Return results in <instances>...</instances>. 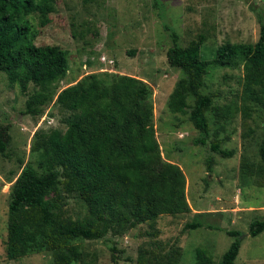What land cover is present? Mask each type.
<instances>
[{
  "label": "rangeland",
  "instance_id": "rangeland-1",
  "mask_svg": "<svg viewBox=\"0 0 264 264\" xmlns=\"http://www.w3.org/2000/svg\"><path fill=\"white\" fill-rule=\"evenodd\" d=\"M54 11L43 19L30 14V37L37 46H59L67 54L69 70L59 93L73 91L88 75L97 74L101 85L115 75H127L153 87V126L161 161L150 168L155 178L178 166L186 177L190 212L172 216L149 210L124 237L108 236L104 241L76 242L82 246L78 264H114L111 247L116 246L119 264H196L197 250L206 249L219 264L235 238L227 231L242 233V246L235 264H264V232L249 235L250 224L264 218V162L260 145L264 141V106L252 105L250 118L242 109L244 66L240 55L252 49L260 38L264 0H52ZM187 45L200 34L206 37L204 53L227 54L238 65H210L202 93L212 95L208 111L211 142L220 141L232 151L222 157L210 145H196L200 133L189 114H174L169 97L182 77L181 67L171 57V31ZM30 88V93L34 91ZM27 95L9 83L0 71V264H55L48 252L10 260L6 254L8 203L18 172V159L36 160L32 144L39 129H65V114L55 101L39 117L27 115ZM193 103V100H191ZM125 126L128 127L123 129ZM114 139L123 153L130 154L141 141L132 117L123 121ZM212 159V171L208 160ZM247 166L252 167L251 171ZM16 175V174H15ZM14 175V176H15ZM237 210L232 213L226 210ZM74 216L85 210L73 202ZM198 222L199 229H187ZM177 252L178 254H176ZM172 255H171V254Z\"/></svg>",
  "mask_w": 264,
  "mask_h": 264
},
{
  "label": "trees",
  "instance_id": "trees-1",
  "mask_svg": "<svg viewBox=\"0 0 264 264\" xmlns=\"http://www.w3.org/2000/svg\"><path fill=\"white\" fill-rule=\"evenodd\" d=\"M53 11L52 0H0V71L28 96L27 115L42 116L56 97V104L65 114V129L35 132L31 152L36 160L25 164L19 158L18 172L8 179L12 188L6 254L10 260H18L48 252L55 264H78L83 252L76 242L124 237L149 209L177 216L190 212L191 207L181 168L172 167L155 178L149 174L150 168L161 161L153 126L150 84L131 76L115 75L101 85L99 76L91 74L73 91L59 93V85L69 70L67 54L59 46H37L30 37L27 19L30 14L46 19ZM260 22L258 42L239 56L245 73L242 95L245 118L251 117L254 103L264 106L262 17ZM171 36V57L181 67L182 77L169 97L168 107L174 114H189L200 133L196 145L209 144L214 153L231 158L234 153L224 150L220 141L211 142L208 111L213 106V97L202 93V88L210 65L237 66L239 61L217 53L210 59L204 53V34L187 45L180 43V36L173 30ZM32 85L35 89L30 93ZM128 117L139 127L142 141L130 154H125L113 137ZM6 149L7 145L0 141V152L11 158ZM260 154L264 162V141ZM208 169L212 171V159L208 160ZM247 169L251 171L252 167ZM73 202L85 213L74 216ZM185 227L199 229L203 225L194 222ZM249 228L251 237L259 236L264 232V218L252 222ZM227 233L235 240L219 264H235L241 250L242 233L234 230ZM111 250L115 254L116 246ZM114 254L112 260L119 264V257ZM168 263L176 264L173 260ZM212 263L213 256L199 248L196 264ZM138 264H144L140 257Z\"/></svg>",
  "mask_w": 264,
  "mask_h": 264
},
{
  "label": "crops",
  "instance_id": "crops-1",
  "mask_svg": "<svg viewBox=\"0 0 264 264\" xmlns=\"http://www.w3.org/2000/svg\"><path fill=\"white\" fill-rule=\"evenodd\" d=\"M192 208V207H191ZM226 211H231L232 213H235V215H236V213H237V210H226Z\"/></svg>",
  "mask_w": 264,
  "mask_h": 264
}]
</instances>
